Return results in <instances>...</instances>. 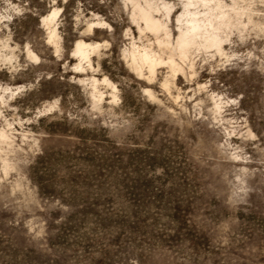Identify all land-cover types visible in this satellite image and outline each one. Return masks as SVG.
Segmentation results:
<instances>
[{
	"label": "rangeland",
	"instance_id": "obj_1",
	"mask_svg": "<svg viewBox=\"0 0 264 264\" xmlns=\"http://www.w3.org/2000/svg\"><path fill=\"white\" fill-rule=\"evenodd\" d=\"M203 1L0 0V264H264V0Z\"/></svg>",
	"mask_w": 264,
	"mask_h": 264
},
{
	"label": "bare ground",
	"instance_id": "obj_2",
	"mask_svg": "<svg viewBox=\"0 0 264 264\" xmlns=\"http://www.w3.org/2000/svg\"><path fill=\"white\" fill-rule=\"evenodd\" d=\"M208 1H206V2H208ZM190 3H192V0H186V6H188ZM204 4H206V3H204ZM139 10H140L141 19L144 21V24L148 30L153 32L155 35H158L160 32L165 30V25L162 24V22H160V20H158L157 18L154 17L153 13L156 12L157 9L156 10L153 9L152 5H150V3H149V7L147 8V10H144L142 8H139ZM187 13L189 14V11H187ZM51 19L52 18H50V20ZM45 20H48V19H45ZM94 27H95L94 25L90 26L91 29ZM203 31H205V29L203 30V27L200 25L199 20L196 19L194 17V15L191 14L190 19L187 21V27L185 28L184 31H181L179 34V37L177 40V44H178L179 49H183V48H186L188 46H191V44H195L196 39L201 38V37H204L205 42L211 43V45H216L218 43L217 38L215 36H203L205 33ZM210 35H212V34H210ZM87 47L88 46L85 45L83 42L77 41L76 47L74 49V54L79 55L80 57H82L84 59H88ZM90 47L91 46H89V48ZM133 59H135L134 56H133ZM140 60L143 63L148 64L151 71H153L154 66L156 64L155 62H157L156 61L157 59H155L154 55L150 52H144L140 56Z\"/></svg>",
	"mask_w": 264,
	"mask_h": 264
}]
</instances>
